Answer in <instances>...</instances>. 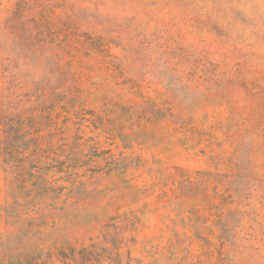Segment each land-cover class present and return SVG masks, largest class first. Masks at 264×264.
<instances>
[{
  "label": "rangeland",
  "instance_id": "obj_1",
  "mask_svg": "<svg viewBox=\"0 0 264 264\" xmlns=\"http://www.w3.org/2000/svg\"><path fill=\"white\" fill-rule=\"evenodd\" d=\"M0 264H264V0H0Z\"/></svg>",
  "mask_w": 264,
  "mask_h": 264
}]
</instances>
